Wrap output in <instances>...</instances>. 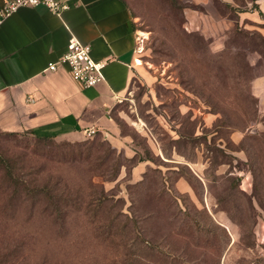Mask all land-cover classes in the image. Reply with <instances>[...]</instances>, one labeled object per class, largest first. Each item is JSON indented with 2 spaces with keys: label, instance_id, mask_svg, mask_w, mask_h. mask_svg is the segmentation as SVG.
<instances>
[{
  "label": "rangeland",
  "instance_id": "1",
  "mask_svg": "<svg viewBox=\"0 0 264 264\" xmlns=\"http://www.w3.org/2000/svg\"><path fill=\"white\" fill-rule=\"evenodd\" d=\"M126 1L139 70L110 110L114 137L0 135L13 173L54 191L16 197L14 214L0 209V264H136L125 250L137 264H171L108 235L117 211L142 218L178 264H264V17L238 13L253 0ZM7 180L0 169V185ZM9 193L0 188V204ZM54 200L70 205L62 228L44 209ZM193 221L208 230L188 229Z\"/></svg>",
  "mask_w": 264,
  "mask_h": 264
},
{
  "label": "crops",
  "instance_id": "2",
  "mask_svg": "<svg viewBox=\"0 0 264 264\" xmlns=\"http://www.w3.org/2000/svg\"><path fill=\"white\" fill-rule=\"evenodd\" d=\"M68 2L60 13L38 4L0 17V131L29 130L60 139L82 138L89 128L112 137L117 132L110 110L139 70L134 18L123 0ZM253 2L238 13L264 17V0ZM71 36L90 44L94 59L107 60L104 79L94 86L80 85L65 63L47 68ZM262 92L256 90L260 98Z\"/></svg>",
  "mask_w": 264,
  "mask_h": 264
},
{
  "label": "trees",
  "instance_id": "3",
  "mask_svg": "<svg viewBox=\"0 0 264 264\" xmlns=\"http://www.w3.org/2000/svg\"><path fill=\"white\" fill-rule=\"evenodd\" d=\"M126 6L128 7L127 1L123 0ZM230 5V4H229ZM129 11L130 8L128 7ZM131 13V11H130ZM96 132V131H95ZM23 133H30L32 134L36 139L38 140H46V139H51L54 138L50 135H38L33 133L32 131L29 130H24V131H0V135H7V136H12L16 138L17 136L23 134ZM251 136L253 139H259L258 135H247ZM60 144V143H59ZM80 143L74 144L72 147L77 148L78 151L76 152H81V149L79 147ZM13 168H14V163L11 162V159H7V157H0V169L4 170V175L8 178L7 185H0V188L4 187L5 189L9 188L10 193L9 197L5 200V202H2L0 204V209L3 210L4 212H8L9 214H14L18 212V210L22 207L21 203H17L14 201V199L18 196L21 195L22 201L27 199L24 197V195L27 196H38L41 192L50 195L54 194V191L50 190V187L47 185H28V182L25 179H22V175H19V173H13ZM113 170V171H112ZM108 176V178H112L115 175L114 168L109 166V168H106V172L104 171L103 174ZM116 176V175H115ZM104 196V195H103ZM102 198H99L95 207V212H98L99 209L101 208V200ZM61 203L57 201H49L47 202V205L44 206L45 210H49V212L53 213L56 215L54 217V220L59 219L60 222H58V227L62 228V223H63V215L65 214V207L70 206L67 203H64L63 205H60ZM29 210H32V208H35L32 204L28 207ZM24 209V205H23ZM117 216L119 218V221L122 222H115L110 219L107 223H104L105 225V230L108 235L115 236L118 238H121V244L122 246L126 245L128 250L130 249H148L150 252H155L157 255L161 258L168 259L171 264H178L179 261L181 260V257L176 254L175 252H172L170 250L165 249L164 247L161 246V240L159 237H153V235H148L146 232H144L143 228L141 227V219L137 218H132L129 217L126 213L117 211ZM126 214L123 218L120 215ZM6 222V221H5ZM92 223L95 226H101L100 221H95L93 220ZM185 225L187 228H192L195 226H199V230H208V228L205 227L204 224L200 222H185ZM137 252H130L125 250V252L122 253V256H126L125 259H132L134 262L137 264L138 262H142L141 259H137ZM135 258H133V256ZM119 257H121V253L119 254ZM184 261V260H183ZM133 264V261L131 262ZM184 264H192L191 262L189 263V259H185Z\"/></svg>",
  "mask_w": 264,
  "mask_h": 264
},
{
  "label": "built area",
  "instance_id": "4",
  "mask_svg": "<svg viewBox=\"0 0 264 264\" xmlns=\"http://www.w3.org/2000/svg\"><path fill=\"white\" fill-rule=\"evenodd\" d=\"M43 4L55 13H60L70 6L68 0H6L0 6V17H4L18 7L23 5ZM139 36H136V50L138 48ZM90 44L84 43L75 36L69 37L66 47L61 55L55 61H50L48 69H55L57 64H67L72 78L83 87H91L104 79L103 68L107 62L106 59H94L90 53ZM95 128H89L87 134L94 133Z\"/></svg>",
  "mask_w": 264,
  "mask_h": 264
},
{
  "label": "bare ground",
  "instance_id": "5",
  "mask_svg": "<svg viewBox=\"0 0 264 264\" xmlns=\"http://www.w3.org/2000/svg\"><path fill=\"white\" fill-rule=\"evenodd\" d=\"M142 34H143V35H146V33H143V32H142ZM140 48H141V46H140ZM138 63H141V61H139Z\"/></svg>",
  "mask_w": 264,
  "mask_h": 264
}]
</instances>
